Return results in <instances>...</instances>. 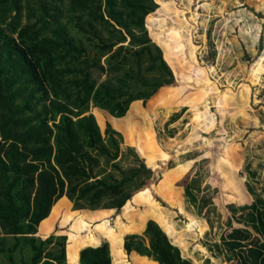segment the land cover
Here are the masks:
<instances>
[{
    "label": "rangeland",
    "instance_id": "1",
    "mask_svg": "<svg viewBox=\"0 0 264 264\" xmlns=\"http://www.w3.org/2000/svg\"><path fill=\"white\" fill-rule=\"evenodd\" d=\"M134 1L115 0L114 6L129 27L139 22L141 27L132 29L135 35L147 33L150 41L135 46L124 28L126 40L113 52L122 48L133 60L142 47L150 49L152 67L159 74L111 67L106 62L112 52L101 62L107 72L98 82L89 111L63 123L73 138H100L108 148L109 158L86 144L85 166L91 177L81 183L102 180L104 187L84 201L75 191L81 176H73L75 193L70 196L73 191L66 179V194L73 204L64 197L54 204L56 197L54 206L50 204L52 212L49 206L35 230H0L4 240L0 264H60L55 257L60 254L62 264H70L74 251L85 244L102 247L112 264H143L146 257L139 253L136 240L148 251L144 228L151 220L196 264H251L245 257L256 244L243 236L237 241L236 232L227 234L237 227L233 218L240 210L234 212L233 207L255 201L264 207L259 201L264 199V183L256 168L257 162L264 163V0H151L143 5L142 14ZM60 9L59 21L64 24L65 5ZM77 31L75 26L68 28L84 45L87 37L92 38ZM144 56L148 67L149 54ZM153 77H159L158 84ZM161 87L171 94L176 87L187 91L176 107L185 110L171 122L176 130L172 137L163 132V143L156 139L157 122L151 111L166 106L165 98L147 105ZM170 114L160 119V126ZM49 124L54 130L62 125L59 118ZM112 177L114 181L108 180ZM167 178L173 180L172 186L167 180L165 191L161 190ZM186 186L195 199L188 196ZM101 223L104 228L97 227ZM128 224L130 229L121 230ZM247 232V238L258 241L260 232ZM46 237L48 247L38 253L32 245ZM9 240L12 243L6 245ZM58 240L62 249L55 244ZM27 245L29 258L24 253ZM49 251L54 254L48 255Z\"/></svg>",
    "mask_w": 264,
    "mask_h": 264
},
{
    "label": "trees",
    "instance_id": "2",
    "mask_svg": "<svg viewBox=\"0 0 264 264\" xmlns=\"http://www.w3.org/2000/svg\"><path fill=\"white\" fill-rule=\"evenodd\" d=\"M150 1L135 0L138 13H145L143 5H148ZM114 3L115 0H0L2 231L17 233L16 231L35 230L36 222L45 216L56 197L59 198L54 204L64 198L69 205L73 204L72 198L69 197L75 193L73 176H81L75 191L84 201L92 200L105 185L102 180L97 181V184L88 181L85 185L81 184L91 177L85 166L86 144L97 148L100 155L109 158L111 153L104 142L100 138L79 141L66 133L63 123L89 111L98 82L107 72L101 64L102 60L113 52L114 47L126 40L121 29H126L135 46L140 47L150 41L147 33L135 35L132 29L141 27L137 25L139 22H135L133 28L129 27L125 15L116 10ZM62 4L65 5L66 12L64 24L59 21ZM73 26L78 29L77 33L92 35V38L87 37L84 45L80 39L68 33V28ZM146 51L142 47L136 52L138 56L129 60L121 48L113 52L111 60L106 64L116 69L124 67L126 71L128 67H134L146 70V74H152L157 71L152 67L154 56L150 49ZM143 53L149 54L148 67H145L147 59L145 56L142 58ZM156 73L159 74L158 71ZM158 78L153 77L152 79L156 80H153V83L158 84ZM134 80L137 81L136 78ZM161 84L166 85L165 81ZM174 91L175 93L171 94L167 88L161 87L147 103L151 106L159 99L165 98L166 101V106H157L151 111L154 121L157 122L156 139L159 143L165 140V132H171V137L173 136V130L176 129L171 127V122L186 108L176 107L185 99L184 93L187 91L177 87ZM171 111L172 114L163 126H160V119L168 116ZM57 118L62 125L59 124L54 130L49 123H54ZM112 159L115 161L117 157ZM256 168L264 183V163L257 162ZM66 179L69 181V191H73L69 196L66 194ZM108 180L114 181V177ZM167 180L171 181L172 186L173 180L167 178L161 183V190L165 191ZM186 189L188 196L195 199L188 186ZM140 195L141 193L139 200L142 199ZM259 201L264 205L263 198H259ZM258 206L255 201L249 206L233 207L234 212L240 210L238 217L233 218L237 227L230 229L227 234L229 236L236 232L235 236H239L237 241L243 236L256 244L255 248L249 249L245 257L251 264H264V207L261 209ZM66 208L69 211L72 209ZM97 227L104 228V224L101 223ZM128 228L130 229L131 225L128 224L121 230ZM251 229L260 232L258 241L247 238V231ZM144 232H148L149 236L148 251L141 241L136 242L139 243V253L143 258L146 257L145 264H196L193 258L182 253L180 245L174 243L165 230L154 221L146 223ZM3 241L0 238V245H3ZM49 241L50 238L46 237L40 244H33L32 247L40 253L48 247ZM11 243L9 240L6 245ZM55 244L62 249V241L58 240ZM27 248L25 254L29 253L30 245H27ZM134 248L138 247L134 245ZM101 251L102 247L93 248L85 244L77 252L74 251L75 260L70 264H112L110 257ZM47 254L54 253L49 251ZM27 257L29 258V254ZM38 257L39 255L36 258ZM55 257L62 264V255Z\"/></svg>",
    "mask_w": 264,
    "mask_h": 264
}]
</instances>
